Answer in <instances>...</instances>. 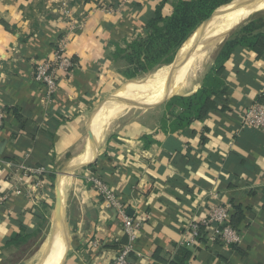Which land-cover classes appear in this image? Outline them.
Returning a JSON list of instances; mask_svg holds the SVG:
<instances>
[{"label":"crops","instance_id":"obj_1","mask_svg":"<svg viewBox=\"0 0 264 264\" xmlns=\"http://www.w3.org/2000/svg\"><path fill=\"white\" fill-rule=\"evenodd\" d=\"M60 1L0 0V264L59 213L62 264H108L125 239L90 177L141 219L130 264H264V130L242 126L245 111L264 102V53L235 49L203 119L175 130L180 108H157L116 123L93 147L87 116L118 82L114 54L146 38L160 0H66L70 18ZM58 46L76 66L59 72L47 97L33 72ZM87 150L91 160L77 164ZM24 168L35 172L24 176ZM213 206L228 207L240 243L208 241L203 230L180 246Z\"/></svg>","mask_w":264,"mask_h":264},{"label":"trees","instance_id":"obj_2","mask_svg":"<svg viewBox=\"0 0 264 264\" xmlns=\"http://www.w3.org/2000/svg\"><path fill=\"white\" fill-rule=\"evenodd\" d=\"M229 1L160 0L153 17L146 22L148 30L146 38L135 41L125 50L117 49L113 57L114 61L117 62L127 57L130 59L128 66L136 74L148 73L158 65H163L166 58L182 45L187 36L201 22L205 21L222 2L224 4ZM167 4L172 8L169 15L163 13V8ZM252 25L243 27L239 35L224 44L214 59L215 69L204 77L200 88L194 94L186 97L176 96L171 99L172 101L170 100L168 106L180 108L173 123L175 130L186 128L193 121L203 119L214 107L212 98L223 92L224 83L221 79L223 66L235 49L247 48L259 56L264 53V34L252 33ZM235 211L240 214L241 208L235 207ZM240 216L235 218L238 222L241 220ZM203 230L202 226L199 227L200 233Z\"/></svg>","mask_w":264,"mask_h":264},{"label":"built area","instance_id":"obj_3","mask_svg":"<svg viewBox=\"0 0 264 264\" xmlns=\"http://www.w3.org/2000/svg\"><path fill=\"white\" fill-rule=\"evenodd\" d=\"M132 0H124V2ZM66 0H61L60 12L63 16L70 18L69 12L65 8ZM76 63L71 58H66L63 54L62 47L58 46L52 60L37 63L33 79L40 85L47 97L54 94L57 88L59 72L69 73ZM4 120V113L0 111V126ZM242 126L259 131L264 130V102L252 104L244 113ZM24 176L35 171L23 169ZM37 172V171H36ZM98 195L102 198L106 207L110 208L115 218L121 223L122 233L125 242L120 246L115 256L108 264H130V257L133 253V246L137 235L141 229V219L129 215L121 203L114 197L112 191L106 187L98 177H90ZM228 207L213 206L209 209L207 216L201 222H192L182 234L180 246L189 248L201 240L205 234L200 233L199 227L208 231V241H219L225 246H234L240 243L238 232L231 226L228 219Z\"/></svg>","mask_w":264,"mask_h":264},{"label":"bare ground","instance_id":"obj_4","mask_svg":"<svg viewBox=\"0 0 264 264\" xmlns=\"http://www.w3.org/2000/svg\"><path fill=\"white\" fill-rule=\"evenodd\" d=\"M241 1L242 0H237L234 5H231L225 11L220 13V15H217L211 20L204 34L202 35L203 37L202 39H200L196 49H194L190 53L189 57L186 59V61H184L183 66L180 68L179 72L174 77L171 83L168 97L172 95H184L185 93L190 92L195 93L199 87V77L202 74L200 69H202L203 63L208 60L209 54H211L213 49L218 44H220L222 34L227 29L241 22L252 13L264 11V0L255 7V10L252 11L244 9L242 7ZM215 37V46L213 45L211 47H206V44L209 45L210 40ZM191 44L192 40L187 43L185 52L190 49L189 46ZM181 52L183 53V50ZM171 71L172 66L161 67L155 72H152L149 77L148 75H146L147 77L144 79L133 81L132 83L126 85L114 100L111 99L110 101H108L104 108H106L110 102L117 104L116 110L128 107L119 102L121 99H127L138 103H146L149 99L160 100L163 97V94L165 93L166 83L171 75ZM199 73L200 75L198 76ZM102 111L103 110L100 109L99 112H97L95 121L90 129L93 136L92 140L94 141L99 138L100 129L103 125L101 116ZM88 150L81 157L80 160L75 161L77 162V164L78 162L80 164L92 158V152H89ZM55 232L56 233L54 235V239L52 240V244L50 245L46 256L43 259L41 258V260L37 261L36 264L62 263L66 251V237L61 227H57V229H55Z\"/></svg>","mask_w":264,"mask_h":264},{"label":"rangeland","instance_id":"obj_5","mask_svg":"<svg viewBox=\"0 0 264 264\" xmlns=\"http://www.w3.org/2000/svg\"><path fill=\"white\" fill-rule=\"evenodd\" d=\"M232 1H234V0H230L229 2L224 3V4L222 2V4L220 6H218L216 9H218L219 7H221L223 5L231 3ZM170 7H171V5H170ZM171 11H172V8H171ZM203 22H201V23H203ZM201 23L198 25V27L201 25ZM249 24H253L252 25V33L264 34V11L254 12L251 15H249V17L247 19H245L239 26H237L235 28V30L225 39V41L223 43L218 44L213 49L211 54H209L208 60L205 63H203L204 66L202 65V69H200L202 74L201 75H200V73L198 74V76L200 75V77H199L200 86H201V83H202V80L204 79V77L212 69H215L214 59L219 54V52L222 50L224 44L228 40H230L231 38H234V36L239 35L241 29L243 27L249 25ZM198 27H196L187 36L186 40L182 43V45L178 49L173 51L166 58V60H165L166 62L170 61L168 64H171L174 62V60L176 59V57L179 54V51L182 47H184V49H182L183 53L185 52L186 45H187L186 42L189 40L190 36L194 33V31ZM124 59H121L115 63L114 68L116 71V77H118L117 78L118 82H116L117 84H115V86L112 85V87H110V90L108 92H106L104 95L100 96V98L95 102L94 106L91 108V110L88 113L87 117H88V121H89V126L87 127V130L85 131L86 134L84 136V139H87V141H89V142L92 141L91 138L93 137L90 129H91L92 124L95 121V119H94L96 117L95 114L97 112H99L100 109L103 110L101 112L103 125L101 126L100 136L97 139V141L100 140L102 137H104V135L108 131H110L111 128L113 127V125H115L116 123H121L123 121L124 122L130 121V119H137L138 115H144L146 113H151L152 110H155L157 108H163L164 107L168 110L169 108L172 107V106H168V105L172 101L171 99L173 97H176V96L186 97L188 94L191 93L190 92V93H185L184 95L169 96V97H167L168 98L167 101L161 102L160 104L152 106V107H143V108H141V107H124L122 109L116 110L117 104L110 102L109 105L106 108H104L106 103L108 101H110L111 99L114 100L119 95L120 91H122V89L126 85L132 83L133 81L144 79L147 77L146 75H148V77H149L152 74V72H155L156 70L160 69L161 67H165L168 65L164 61L166 64L163 62L164 63V64L162 63L163 65H161V64L158 65L157 67H155L154 69H152L148 73L136 74L132 70V68L128 66V60H130V59H128L127 57H125ZM160 100L149 99L144 104H153V103L159 102ZM91 143L93 144V147H94L95 143L94 142H91ZM47 215H48L49 221L48 222L44 221L42 228H40V231L34 235V237L28 242V244L25 246V248L20 249L18 251V253L11 256L9 258V260L7 262H5V264H34L35 262L41 260L43 254H44V251H45V247L48 243L49 237H50L51 232L53 230L52 221L54 218H53V216L49 217V214H47Z\"/></svg>","mask_w":264,"mask_h":264},{"label":"water","instance_id":"obj_6","mask_svg":"<svg viewBox=\"0 0 264 264\" xmlns=\"http://www.w3.org/2000/svg\"><path fill=\"white\" fill-rule=\"evenodd\" d=\"M237 0H234L232 1L231 3H228L226 5H223L221 7H219L218 9L214 10V12L203 22L201 23V25L194 31V33L190 36L189 40L186 42V43H189V41L192 40V44L189 46V50L187 52H184V53H181L183 47L180 49L179 51V54L177 55L176 59L174 60L173 63L171 64H168L167 67H171L172 66V71H171V75L166 83V87H165V93L163 94V97L161 98V100L159 102H156V103H153V104H144V103H138V102H135V101H131V100H127V99H121L119 102L128 106V107H152V106H155V105H158L160 104L161 102H164V101H167V97H168V94H169V91H170V87H171V83L174 79V77L176 76V74L179 72L180 68L183 66V63L184 61H186V59L189 57L190 53L196 49L200 39H202V35L204 34L208 24L211 22V20L216 17L217 15H220V13H222L223 11H225L228 7H230L231 5H234V3L236 2ZM263 0H242V7L244 9H247V10H255V7L260 3L262 2ZM249 17V16H248ZM248 17H246L245 19H247ZM244 19V20H245ZM244 20H242L241 22L237 23L236 25L232 26L231 28L227 29L221 36V40H220V44L223 43L225 41V39L235 30V28L237 26H239ZM218 39V38H217ZM216 37L215 38H212L210 40V44H206V47H211V46H215L216 44ZM92 140V138H91ZM91 142H96L94 140H92ZM94 161V160H93ZM92 161V162H93ZM90 164V163H89ZM88 165V164H87ZM85 165H82V167H84ZM129 214V213H128ZM61 217H60V213L56 219V222L53 226V230L51 232V235L49 237V240H48V243L45 247V251H44V254L42 256V259L46 256L47 254V251L50 247V245L52 244V240L54 239V235H55V229H57V224L62 228V230L64 231L65 233V237H66V251H67V232L65 230V228L63 227L62 223H61ZM58 226V227H59ZM66 251H65V255H64V258L66 256ZM64 258L62 260V263L64 261ZM61 263V264H62Z\"/></svg>","mask_w":264,"mask_h":264}]
</instances>
